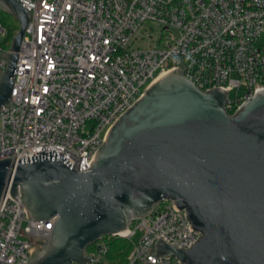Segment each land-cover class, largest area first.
Segmentation results:
<instances>
[{"label": "built area", "instance_id": "obj_1", "mask_svg": "<svg viewBox=\"0 0 264 264\" xmlns=\"http://www.w3.org/2000/svg\"><path fill=\"white\" fill-rule=\"evenodd\" d=\"M19 1L31 22L11 103L0 113V159L46 148L88 170L116 120L174 70L203 92H228L230 115L264 91V0ZM148 30L159 37L144 46ZM5 38L0 23V73L8 66ZM56 221L31 220L19 191L0 210V264H27ZM190 224L186 211L164 200L126 232L103 237L87 264H108L111 238L132 243L125 264H182L156 257L154 244L163 239L189 248L202 235Z\"/></svg>", "mask_w": 264, "mask_h": 264}, {"label": "water", "instance_id": "obj_2", "mask_svg": "<svg viewBox=\"0 0 264 264\" xmlns=\"http://www.w3.org/2000/svg\"><path fill=\"white\" fill-rule=\"evenodd\" d=\"M0 10L20 25L3 55L1 113L11 103L31 14L19 0H0ZM228 100V92H203L174 70L116 120L88 170L78 171L63 153L46 148L32 157L0 159L1 209L20 191L31 220L57 218L27 264H87L90 246L126 232L164 200L186 211L191 230L202 235L186 249L158 239L156 257L264 264V91L234 115Z\"/></svg>", "mask_w": 264, "mask_h": 264}, {"label": "trees", "instance_id": "obj_3", "mask_svg": "<svg viewBox=\"0 0 264 264\" xmlns=\"http://www.w3.org/2000/svg\"><path fill=\"white\" fill-rule=\"evenodd\" d=\"M0 23L6 30V38L3 41L5 50H9L14 36L18 33L19 22L0 10ZM97 244L88 248V253H93L96 250ZM109 254L107 256L108 264H125L132 250V243L122 238H111L109 240Z\"/></svg>", "mask_w": 264, "mask_h": 264}, {"label": "rangeland", "instance_id": "obj_4", "mask_svg": "<svg viewBox=\"0 0 264 264\" xmlns=\"http://www.w3.org/2000/svg\"><path fill=\"white\" fill-rule=\"evenodd\" d=\"M150 35H151L152 37H149ZM143 36L146 37V39H145V45H144V46H146L147 43H149V42H151V41H155V40L159 37V34H158V31H156V30H148V31H145V32L143 33ZM0 44H1V42H0ZM234 78H237V77L235 76ZM233 96H235V92L232 94V97H233ZM139 238H140V235L137 234V235L134 237L133 241H134V242H138V241H139Z\"/></svg>", "mask_w": 264, "mask_h": 264}]
</instances>
